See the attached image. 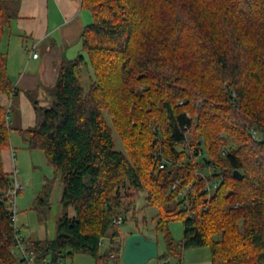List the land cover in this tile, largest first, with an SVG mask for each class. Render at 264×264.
Segmentation results:
<instances>
[{
    "label": "trees",
    "instance_id": "obj_1",
    "mask_svg": "<svg viewBox=\"0 0 264 264\" xmlns=\"http://www.w3.org/2000/svg\"><path fill=\"white\" fill-rule=\"evenodd\" d=\"M81 6L91 16L80 35L82 53L61 62L54 103L41 105L28 94L34 124L13 129L53 171L34 208H49L58 176L62 214L53 239H19L38 262L83 254L94 264L119 263L120 224L112 221L123 216V223L131 213L137 224L132 211L142 193L157 211L153 231L165 243L160 263L205 246L210 264H264V0H81ZM18 10V0H0V39ZM14 92L0 52V97ZM9 111L0 105V264H22L11 253L16 234L4 206ZM113 135L124 153L115 150ZM212 179L218 186L207 198L204 182ZM176 181L191 185L184 200L170 190ZM174 220L183 223L179 243L168 231Z\"/></svg>",
    "mask_w": 264,
    "mask_h": 264
},
{
    "label": "crops",
    "instance_id": "obj_2",
    "mask_svg": "<svg viewBox=\"0 0 264 264\" xmlns=\"http://www.w3.org/2000/svg\"><path fill=\"white\" fill-rule=\"evenodd\" d=\"M18 1V18L11 22L0 39V52L6 60L8 78L15 92L11 99L4 98L7 104L0 100V105L10 110L15 101L19 128L26 129L34 124V110L28 94L37 96L41 105L54 103L51 88L56 83L60 64L65 59L74 60L82 53L80 35L91 22V16L82 8L81 0ZM19 35L31 40L24 53L20 47L10 51L12 38ZM32 52L37 54L36 58L31 57ZM87 78V74L82 75L84 87L88 85ZM184 259L185 253H182L181 260ZM169 260L163 264H170ZM191 264H210V261H193Z\"/></svg>",
    "mask_w": 264,
    "mask_h": 264
},
{
    "label": "rangeland",
    "instance_id": "obj_3",
    "mask_svg": "<svg viewBox=\"0 0 264 264\" xmlns=\"http://www.w3.org/2000/svg\"><path fill=\"white\" fill-rule=\"evenodd\" d=\"M13 35L15 34L13 33ZM30 43V39L21 38L20 35L14 36L10 44V51H16V48L20 47V50L24 53L25 46L30 45ZM31 97L37 99L35 95H31ZM0 100H4V104H7V100L5 103L4 98L0 97ZM15 106V101H13L9 111V122L12 129L10 131V146L1 152L2 169L5 173L9 174L10 182V173L15 168L17 176L23 185L22 191L15 197V227L19 229V234L22 238H29L31 240L53 239L56 233V222L62 214V206L60 204L62 185L58 180V176H56L49 196V208L42 213L34 208L35 198L40 193L45 180L54 178V175L44 153L40 150H28L13 130L16 127H20L18 123L19 113L14 109ZM250 131L252 132L253 139H257L258 135L256 132ZM113 139L115 150L124 153L120 139L116 135H113ZM227 141L228 148L233 149L232 142L229 139ZM156 213L155 208L146 206L144 194L140 193L136 201V210L132 211V216L137 220V224L132 219H129L130 213L127 215L128 218L119 225L118 229L121 234L122 244H124V240L130 234L142 231L146 237L157 239L158 254L163 253L165 251L164 239L160 233L153 231ZM168 231L174 242H181L183 233L182 220L171 221L168 224ZM108 243V238L102 240L100 252H103L108 247ZM182 253H185L184 260H177L171 257L169 260L170 264H191L193 261H210V253L205 246L195 249L191 248L185 252L183 250ZM13 256L18 259L17 254H13ZM59 260L61 264H94L90 256L83 254H75L72 257L63 256ZM120 262V264H123L122 261ZM119 263L114 260L109 262V264ZM147 264L158 263L156 259H152Z\"/></svg>",
    "mask_w": 264,
    "mask_h": 264
},
{
    "label": "built area",
    "instance_id": "obj_4",
    "mask_svg": "<svg viewBox=\"0 0 264 264\" xmlns=\"http://www.w3.org/2000/svg\"><path fill=\"white\" fill-rule=\"evenodd\" d=\"M32 58H36L37 54L35 52L31 53ZM181 103V102H180ZM192 152H190V156H192ZM201 156V151H197V156L196 158H199ZM163 163L159 165V168H163ZM210 171V167L206 168L205 173ZM204 173V174H205ZM11 174V185L9 189L5 192L4 196L9 198V201L4 203V206L9 210L10 212V221L12 228L15 232L16 236V246L12 248L11 252L15 255L17 254L18 259L22 262V264H61V261H57L56 263H52L49 259H46L44 262H38L35 258V254L28 249V247L19 239L20 234H19V229L15 227V197L18 195L22 189L23 185L20 182L16 169L14 168ZM200 176L203 178L205 175L201 172H199ZM218 186V181L217 180H205L203 189L207 194V198L210 197L211 193L216 189ZM191 187V185H188L186 187H181L179 181H176L173 183L170 187L171 191L177 192V200H184L187 195L188 189ZM122 217L119 216L115 219H113L112 223L115 225H119L122 222Z\"/></svg>",
    "mask_w": 264,
    "mask_h": 264
},
{
    "label": "water",
    "instance_id": "obj_5",
    "mask_svg": "<svg viewBox=\"0 0 264 264\" xmlns=\"http://www.w3.org/2000/svg\"><path fill=\"white\" fill-rule=\"evenodd\" d=\"M235 178H239L237 171L233 172ZM158 257L157 242L135 233L126 237L123 244L121 261L123 264H147Z\"/></svg>",
    "mask_w": 264,
    "mask_h": 264
}]
</instances>
